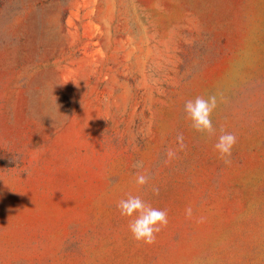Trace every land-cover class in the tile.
Masks as SVG:
<instances>
[{
	"label": "rangeland",
	"instance_id": "1",
	"mask_svg": "<svg viewBox=\"0 0 264 264\" xmlns=\"http://www.w3.org/2000/svg\"><path fill=\"white\" fill-rule=\"evenodd\" d=\"M128 194L167 210L152 245ZM0 264H264V0H0Z\"/></svg>",
	"mask_w": 264,
	"mask_h": 264
},
{
	"label": "clouds",
	"instance_id": "2",
	"mask_svg": "<svg viewBox=\"0 0 264 264\" xmlns=\"http://www.w3.org/2000/svg\"><path fill=\"white\" fill-rule=\"evenodd\" d=\"M218 107V98L216 94H210L207 97L197 96L194 99H188L183 106L186 119L191 122L194 131L205 134L209 137L216 134V128L213 125L212 114ZM182 134H178L177 143L179 151H182L186 145L183 142ZM237 143V136L234 133L220 129V135L217 137L214 150L225 164H230L233 148ZM176 155V150L168 149L167 156L172 158ZM142 165L137 163L135 167ZM135 183L140 186H146L149 183L147 174L137 173ZM154 195H159L158 188L151 189ZM117 208L120 214L129 218L128 230L132 238L145 245H152L156 242L157 234L168 225L167 210L153 207L146 202L140 195L128 194L117 202ZM186 215L191 217V207L186 209Z\"/></svg>",
	"mask_w": 264,
	"mask_h": 264
}]
</instances>
